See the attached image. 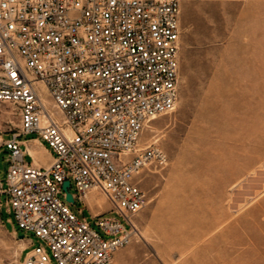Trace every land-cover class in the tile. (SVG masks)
I'll return each instance as SVG.
<instances>
[{
	"label": "built area",
	"instance_id": "2783aa9c",
	"mask_svg": "<svg viewBox=\"0 0 264 264\" xmlns=\"http://www.w3.org/2000/svg\"><path fill=\"white\" fill-rule=\"evenodd\" d=\"M181 13L182 0H0V132L7 112L21 118L0 144V212L5 194L14 232L40 240L19 264H111L130 242L150 202L139 177L169 163L142 134L179 102ZM32 133L53 152L46 167L26 160ZM66 180L87 208L95 191L112 205L89 207L97 227L71 208Z\"/></svg>",
	"mask_w": 264,
	"mask_h": 264
},
{
	"label": "rangeland",
	"instance_id": "374dc122",
	"mask_svg": "<svg viewBox=\"0 0 264 264\" xmlns=\"http://www.w3.org/2000/svg\"><path fill=\"white\" fill-rule=\"evenodd\" d=\"M181 24L177 108L142 134L143 145H160L169 163L139 177L150 202L132 217V238L111 264H264V0H182ZM4 118L0 144L21 125L17 114ZM8 168L3 147L4 185ZM2 199L0 264H19L27 238L32 247L40 240L14 232ZM86 203L93 213L112 208L97 191ZM70 206L97 227L82 201Z\"/></svg>",
	"mask_w": 264,
	"mask_h": 264
},
{
	"label": "crops",
	"instance_id": "0c3cea01",
	"mask_svg": "<svg viewBox=\"0 0 264 264\" xmlns=\"http://www.w3.org/2000/svg\"><path fill=\"white\" fill-rule=\"evenodd\" d=\"M2 138L4 139V135ZM21 139L23 147L28 151V154L34 158L35 164L46 167L51 163L53 160V152L40 136L24 135ZM103 203L105 204V202Z\"/></svg>",
	"mask_w": 264,
	"mask_h": 264
},
{
	"label": "water",
	"instance_id": "95a60500",
	"mask_svg": "<svg viewBox=\"0 0 264 264\" xmlns=\"http://www.w3.org/2000/svg\"><path fill=\"white\" fill-rule=\"evenodd\" d=\"M71 186V181L70 180H66L63 184V188L65 189V191L67 192V200L68 201H71V202H75V198H74V195L73 193L69 190ZM20 238H25L26 237V234L25 233H22L19 235Z\"/></svg>",
	"mask_w": 264,
	"mask_h": 264
},
{
	"label": "bare ground",
	"instance_id": "6f19581e",
	"mask_svg": "<svg viewBox=\"0 0 264 264\" xmlns=\"http://www.w3.org/2000/svg\"><path fill=\"white\" fill-rule=\"evenodd\" d=\"M37 154H38V153H37ZM34 155H35V154H34ZM35 156H36V155H35ZM89 200H90V202H92V201H93L91 198H90ZM94 202H95V201H94Z\"/></svg>",
	"mask_w": 264,
	"mask_h": 264
}]
</instances>
